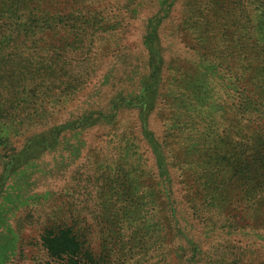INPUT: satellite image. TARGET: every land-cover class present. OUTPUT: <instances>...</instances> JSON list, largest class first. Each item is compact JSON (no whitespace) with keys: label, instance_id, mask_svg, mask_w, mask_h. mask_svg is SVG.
Returning <instances> with one entry per match:
<instances>
[{"label":"rangeland","instance_id":"rangeland-1","mask_svg":"<svg viewBox=\"0 0 264 264\" xmlns=\"http://www.w3.org/2000/svg\"><path fill=\"white\" fill-rule=\"evenodd\" d=\"M262 5L264 0H100L95 2L96 12L94 9L79 11L77 19L89 21V41L94 44V51L88 57L91 62L86 66L82 64L84 67H63L57 73L59 81L46 73L41 79L40 105L33 108L38 117L35 116L36 124L30 130L40 132L46 129L47 134L51 130L57 132L59 145L53 152L37 153L36 159L28 163L15 162L5 174L8 175L5 180L0 164V203H5L1 192L3 186L12 196L6 202L9 207L0 209V220L9 221L18 238L13 234L11 239L9 237L15 253L8 255L10 261L0 256V264H64L46 253L40 237L48 219L54 218L55 214L59 219L81 213L88 197L89 209L84 215L88 220L92 218L94 199L100 201L102 197L110 204H117L118 210L113 209L112 220L99 238L105 237L109 247L115 238L120 247H129L128 231L113 223L114 217L122 220L128 213L123 209L124 200L108 192L107 196L99 193L107 183L113 182L111 179L114 180L108 178L104 181L102 174L113 156L118 159L119 155L129 152L133 155L132 160L139 158L138 163L145 170L142 185H154L155 189L161 183L166 186L163 182L166 175H159L160 166L169 167L171 184L166 187L183 198L187 186L183 177L178 178L182 172L178 156L187 153L193 141L179 133L186 132L180 127L190 126L192 121H179L176 126L174 123L176 114H183V119L191 111L176 99L169 100L166 93L170 90L192 91V74L197 79L195 85L201 84L202 93L208 96L207 108L223 110L220 112L216 108L218 113L208 111L216 124V127H209L218 140L228 139L220 147L228 156L232 154L234 146L237 147L241 140L237 130L244 132L245 125L234 126V116H226L225 111L231 102L227 93L233 94L236 100L242 99L240 87L248 86L249 77L257 65L262 68L260 80L264 86ZM154 25L158 49L163 57L162 95L150 113L143 115L133 105L138 103L136 98L151 74L149 49L144 41L149 30L155 34ZM79 28L85 29V26L79 25ZM83 57L81 55L79 59ZM204 60H207V66L203 64ZM194 61H198V68L192 67ZM228 65H232L231 68ZM88 71L89 74H82ZM79 79L86 82L80 84ZM121 97L126 99L125 106L114 116ZM90 113L97 121L82 124ZM12 115L17 117V122L14 125L6 123L11 130L23 121L17 110H13ZM150 134L159 140L161 148L153 143L155 138H150ZM178 134L182 138H175ZM25 138L16 137L10 147L21 149ZM90 162L97 165L91 166ZM15 203L16 208L11 213L10 207ZM34 209L40 210L36 212ZM30 210L34 211V217L29 226L26 220ZM80 227L82 231H88L85 222ZM99 238L91 241L93 246L98 244ZM122 256L119 253L111 260L114 264H143L134 255L131 258ZM124 257L125 260L120 259Z\"/></svg>","mask_w":264,"mask_h":264},{"label":"trees","instance_id":"trees-1","mask_svg":"<svg viewBox=\"0 0 264 264\" xmlns=\"http://www.w3.org/2000/svg\"><path fill=\"white\" fill-rule=\"evenodd\" d=\"M96 1L0 0V164L4 175L15 166V162L28 163L36 159L37 153L53 152L59 145L57 132L51 130L47 134L46 129L40 132L30 130L36 124L35 116L38 117L33 108L40 105L41 79L46 73L59 81L57 73L63 67H81L91 62L88 57L94 51V44L89 41V21H79L77 17L79 11L94 9L96 12ZM153 30L155 34L149 30L144 41L149 49L151 74L136 98L138 103L133 105L143 115L150 113L162 95L163 57L158 49L155 25ZM81 55L84 57L79 59ZM206 63L204 60L203 64L207 66ZM197 64L198 61H194L192 67L198 68ZM261 73L262 68L257 65L249 77L248 86L240 87L242 99L236 100L233 94L227 93L231 102L225 111L226 116H234V126L245 125L244 132L237 130L241 140L229 156L220 147L228 139L218 140L209 127H216V124L208 111L218 113L223 110L207 108L208 96L202 93L201 84L195 85V74L190 78L192 91L170 90L166 93L169 100L176 99L191 111L183 119V114H176L174 123L176 126L179 121H192L190 126L180 127L186 132L179 133L193 141L187 153L178 156V166L182 170L178 178L183 177L187 186L183 198L166 187L171 184L169 167L160 166L159 175H166L163 181L166 186L161 183L155 189L154 185H142L145 170L138 163L139 158L132 160L133 155L129 152L119 155L118 159L111 157L109 167L102 174L104 181L108 178L114 180L111 179L113 182L107 183L99 193L107 196L108 192L124 200L123 209L128 213L122 220L114 217L113 223L128 231L129 247H120L116 238L109 247L105 237L99 238L112 220L113 209L118 210L117 204H110L102 197L100 201L92 200L94 209L88 220L84 217L89 209L88 197L81 213L59 219L55 214L54 218L48 219L40 237L46 253L64 264H114L111 258L119 253L121 257H139L143 264H264V86ZM82 74H89V71ZM79 81L80 84L86 82L85 79ZM118 100L114 116L125 106L126 99L121 97ZM13 110L18 111L24 122L11 130L6 123L14 125L17 122ZM94 119L97 121L90 113L82 124L89 125ZM179 134L175 138H182ZM20 136L26 137L21 149L10 147ZM150 136L156 139L153 143L156 142L157 148H161L159 140L153 134ZM89 165L95 167L97 163L90 162ZM6 177L8 175L3 180ZM1 192L5 203H0V209L9 207L6 202L12 199L6 186ZM15 208L16 203L10 207V212ZM40 209L34 210L38 212ZM33 212L28 211L26 223L29 226ZM83 222L88 225V231H82L80 224ZM12 228L9 221L0 220V256L2 259L7 257V261L11 260L8 255L15 253V247L10 246L11 235L16 233ZM95 238L100 241L93 246L91 241ZM120 259L125 260V257Z\"/></svg>","mask_w":264,"mask_h":264}]
</instances>
